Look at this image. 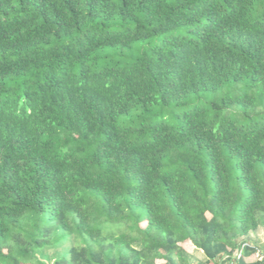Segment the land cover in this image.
I'll list each match as a JSON object with an SVG mask.
<instances>
[{
  "label": "trees",
  "instance_id": "16d2710c",
  "mask_svg": "<svg viewBox=\"0 0 264 264\" xmlns=\"http://www.w3.org/2000/svg\"><path fill=\"white\" fill-rule=\"evenodd\" d=\"M260 232L264 0H0V264H264Z\"/></svg>",
  "mask_w": 264,
  "mask_h": 264
},
{
  "label": "rangeland",
  "instance_id": "374dc122",
  "mask_svg": "<svg viewBox=\"0 0 264 264\" xmlns=\"http://www.w3.org/2000/svg\"><path fill=\"white\" fill-rule=\"evenodd\" d=\"M255 236L259 238L260 241H264V234L262 232H260L258 235ZM64 248L65 247H60V248L49 247L45 250L44 256H41V258L45 260L47 263L52 264V261L59 256V254L62 252ZM187 249L191 254L196 255L198 259H204L203 253L201 251H197L193 245H188ZM254 258L255 257H252V259Z\"/></svg>",
  "mask_w": 264,
  "mask_h": 264
},
{
  "label": "built area",
  "instance_id": "2783aa9c",
  "mask_svg": "<svg viewBox=\"0 0 264 264\" xmlns=\"http://www.w3.org/2000/svg\"><path fill=\"white\" fill-rule=\"evenodd\" d=\"M241 255H242V251L239 250L237 253H235L234 258L238 259V258L241 257ZM252 257H255L254 259H262L263 255H262V253L260 251H257L255 254L252 255Z\"/></svg>",
  "mask_w": 264,
  "mask_h": 264
},
{
  "label": "crops",
  "instance_id": "0c3cea01",
  "mask_svg": "<svg viewBox=\"0 0 264 264\" xmlns=\"http://www.w3.org/2000/svg\"><path fill=\"white\" fill-rule=\"evenodd\" d=\"M188 245H192L191 243H186L185 244V247L187 248ZM188 250V249H187Z\"/></svg>",
  "mask_w": 264,
  "mask_h": 264
}]
</instances>
